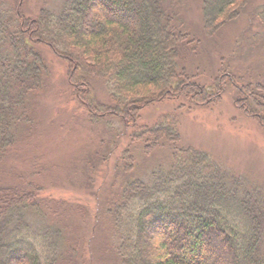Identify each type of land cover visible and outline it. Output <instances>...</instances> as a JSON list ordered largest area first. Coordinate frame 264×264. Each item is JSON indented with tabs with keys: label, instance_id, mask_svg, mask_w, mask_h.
<instances>
[{
	"label": "trees",
	"instance_id": "trees-1",
	"mask_svg": "<svg viewBox=\"0 0 264 264\" xmlns=\"http://www.w3.org/2000/svg\"><path fill=\"white\" fill-rule=\"evenodd\" d=\"M166 1L65 0L57 14L44 9L36 20L6 15L0 3V164L17 143L16 126H33L25 105L48 76L47 68L37 64L43 60L34 45H45L68 63L69 84L79 89L75 97L94 120L111 117L126 127L152 104L178 99L195 107L216 104L222 80L217 76L201 86L186 74L183 67L198 42ZM198 1L207 37L248 3ZM90 77L104 82L110 106L95 101L88 90ZM230 82L238 88L236 105L264 128L261 88ZM177 141L172 122L143 127L130 137L132 143H145L146 155L158 146L176 151ZM129 155L123 158L125 173L132 165ZM206 160L192 149H178L163 178L153 175L150 186L128 182L110 200L104 222L111 223L118 264H264L263 202L256 196L252 203H240L244 192L224 188L226 177L217 173L215 182L213 172L204 175ZM3 184L0 176V264H58V240L26 220L31 212L49 217L39 208V190Z\"/></svg>",
	"mask_w": 264,
	"mask_h": 264
},
{
	"label": "rangeland",
	"instance_id": "rangeland-1",
	"mask_svg": "<svg viewBox=\"0 0 264 264\" xmlns=\"http://www.w3.org/2000/svg\"><path fill=\"white\" fill-rule=\"evenodd\" d=\"M17 1L0 0L2 12L36 20L44 9L57 14L65 0H21L16 11ZM247 2L237 17L207 37L198 0L166 1L198 42L197 52L183 67L186 74L201 86L219 76L224 90L209 106L195 107L183 99L149 105L126 127L111 117L91 118L75 97L79 89L69 84L68 63L45 45H34L43 60L37 64L47 68L48 76L25 105L26 119L33 126H16L17 143L6 151L0 176L5 187L39 190V208L50 218L31 212L26 220L58 240V264H118L111 223L104 222L108 203L128 182L150 186L153 175L163 178L181 148L207 156L204 175L213 172L215 182L217 173L226 177L224 188L244 192L245 197L239 192L240 203H252L257 196L264 207V128L236 105L238 88L230 82L258 85L264 96V0ZM87 81L95 101L110 106L104 82L96 77ZM160 122L175 126L176 151L158 146L143 154L145 143H132L130 137ZM126 152L132 165L125 173Z\"/></svg>",
	"mask_w": 264,
	"mask_h": 264
}]
</instances>
